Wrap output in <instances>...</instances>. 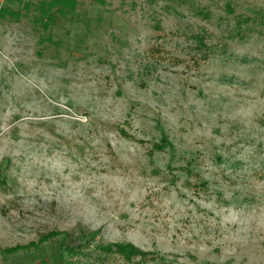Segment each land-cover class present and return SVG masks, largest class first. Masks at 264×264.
Returning a JSON list of instances; mask_svg holds the SVG:
<instances>
[{
	"label": "rangeland",
	"instance_id": "374dc122",
	"mask_svg": "<svg viewBox=\"0 0 264 264\" xmlns=\"http://www.w3.org/2000/svg\"><path fill=\"white\" fill-rule=\"evenodd\" d=\"M77 3L0 19V264H264V0Z\"/></svg>",
	"mask_w": 264,
	"mask_h": 264
},
{
	"label": "trees",
	"instance_id": "16d2710c",
	"mask_svg": "<svg viewBox=\"0 0 264 264\" xmlns=\"http://www.w3.org/2000/svg\"><path fill=\"white\" fill-rule=\"evenodd\" d=\"M99 5H104V0H94ZM228 14L232 13V10L229 8V5L226 6ZM23 11H13L8 7H0V19L9 16L10 18L14 19L15 21L20 20L22 16H25L28 14V12H33V16L31 17V22L35 25V27L39 28L40 31L47 34L45 38L41 39V42H52L51 40V34L50 31L59 25L60 22L68 23V24H81L87 26L88 22L81 17V15L78 13V3L77 0H40L39 2L32 4V3H26L23 6ZM201 15L203 17H208V13L204 11H200ZM194 39L197 41L199 45H203V38L199 36H195ZM59 41H57L58 43ZM56 43V44H57ZM80 237H82L85 241V239L88 241L89 236L88 234H78ZM62 236V242L63 247L66 249L67 255H79L83 252V248H85L83 242L77 241L78 243L75 245H72L73 242H71V237L65 233V232H49L45 235H41L36 243H31L29 246L33 247H22L19 248L18 246L12 250L10 255L16 253L20 249H39V247L50 241V239L60 237ZM94 236V233L90 234V237ZM79 239V238H78ZM69 240V241H68ZM80 240V239H79ZM19 248V249H18ZM101 252H112L116 251L118 254L123 255L127 260H130L132 257L135 256L137 253L136 250L130 246L125 245L122 246L120 244L115 245H107L104 247L98 248Z\"/></svg>",
	"mask_w": 264,
	"mask_h": 264
}]
</instances>
